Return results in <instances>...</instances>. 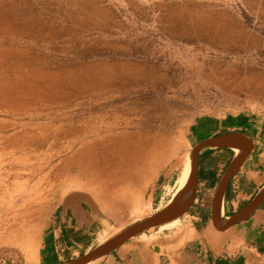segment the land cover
I'll use <instances>...</instances> for the list:
<instances>
[{"label":"rangeland","instance_id":"obj_1","mask_svg":"<svg viewBox=\"0 0 264 264\" xmlns=\"http://www.w3.org/2000/svg\"><path fill=\"white\" fill-rule=\"evenodd\" d=\"M0 17L17 28L0 32V46L14 52L9 62L105 83L68 104L0 110V264L36 260L68 192H83L105 213L119 210L114 198L131 197L130 220L144 219L145 199L166 174L178 179L201 123L264 120V0H0ZM68 127L82 129L77 140L106 128L154 136L163 156L129 184L131 193L123 183L105 191L64 170L80 146L66 148Z\"/></svg>","mask_w":264,"mask_h":264},{"label":"crops","instance_id":"obj_2","mask_svg":"<svg viewBox=\"0 0 264 264\" xmlns=\"http://www.w3.org/2000/svg\"><path fill=\"white\" fill-rule=\"evenodd\" d=\"M208 125L201 123L194 130L195 145L213 138L225 140L198 151L193 196L177 217L179 223L173 219L168 227L126 239L92 264H264V200L230 222L264 190V120L234 118ZM240 154L234 173L217 195L222 177ZM176 182L170 174L163 176L145 199V218L169 203L172 195L167 189ZM130 198H114L119 210L105 213L83 192H68L45 226L32 264H66L96 247L114 229L141 220H130Z\"/></svg>","mask_w":264,"mask_h":264},{"label":"bare ground","instance_id":"obj_3","mask_svg":"<svg viewBox=\"0 0 264 264\" xmlns=\"http://www.w3.org/2000/svg\"><path fill=\"white\" fill-rule=\"evenodd\" d=\"M8 22L6 18L0 17V32H7V29H17L14 25L8 24ZM13 54V50L0 46L1 111L7 109V111L9 110L10 113H13L12 111L20 110L19 107L24 103L31 105L45 100L56 105L61 103L68 104L74 97L81 96L86 91L98 92L105 85V83L99 81L86 82L82 79L79 81H77L78 79H68L66 71L28 70L22 62H9L8 58ZM73 86L80 87L77 90L78 92L75 93L70 89ZM66 129V134L69 136V140L66 141V148L72 149L75 144H80V146L67 158L65 161V166L67 167L64 170H66L70 179L85 178V180L90 182H101L100 187L97 186L98 188H104L105 191L112 189L110 185L116 187V184L123 183L124 187L122 190L124 189V192L129 193L132 192L129 184L137 177H140L138 179L140 180L145 175L147 169L161 161L163 156V148L154 136L146 134H115L109 128H106L99 130L102 132L97 133L89 140H86L84 135L82 136L83 140H77L74 137L82 135V129H76L75 127H68ZM53 130L56 136L58 128L55 127ZM59 143L57 142V144ZM40 145L44 144H8V146H19L21 148L25 146L38 147ZM47 145L52 147V145L56 144ZM233 147L236 148L235 145ZM236 149L239 152V149ZM62 173V170H57L54 172V176L60 177ZM191 174V161L189 159L172 189V197L169 203L184 194L190 184ZM177 186L179 188L178 193H176ZM98 188L96 187V189ZM118 189L119 186L114 188L113 192H116ZM100 191L102 190L100 189ZM174 219H176L178 224L180 220L178 218ZM169 221L163 223L158 228L168 227ZM123 230L125 229L118 230L114 235ZM93 261L84 264H92Z\"/></svg>","mask_w":264,"mask_h":264},{"label":"water","instance_id":"obj_4","mask_svg":"<svg viewBox=\"0 0 264 264\" xmlns=\"http://www.w3.org/2000/svg\"><path fill=\"white\" fill-rule=\"evenodd\" d=\"M225 139L223 137L221 138H213L206 140L200 144L195 145L190 150V161H191V180L190 184L188 185L186 191L183 195H181L178 199L175 201L168 203L165 207L158 210L157 212L153 213L152 215L141 219L137 222H135L133 225L129 226L125 230L117 233L116 235H112L111 237L105 239L100 244H98L96 247L91 249L89 252H86L82 254L81 256L67 262L66 264H84L89 261H93L97 259L98 257L106 254L113 248L117 247L120 243L125 241L126 239H129L141 232H144L146 230L158 227L162 225L163 223H166L169 220H172L174 218H177L184 210L187 204H189L190 200L193 196L194 186H195V175H196V166H197V153L198 151L203 148L210 145H213L212 143L217 142H223ZM243 154H240L235 162L232 164V166L226 171L224 176L222 177V180L220 182V185L216 191V194L219 195L222 190L224 189L225 185L227 184L229 178L234 173L237 165L239 164ZM264 200V190L256 197H254L245 207V209L239 213L236 214L230 222L236 221L241 217L243 213L251 212L253 211L257 206L260 205V203Z\"/></svg>","mask_w":264,"mask_h":264}]
</instances>
